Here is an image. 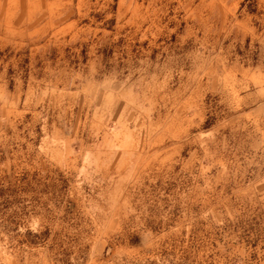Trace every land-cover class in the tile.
Returning a JSON list of instances; mask_svg holds the SVG:
<instances>
[{"label": "rangeland", "instance_id": "rangeland-1", "mask_svg": "<svg viewBox=\"0 0 264 264\" xmlns=\"http://www.w3.org/2000/svg\"><path fill=\"white\" fill-rule=\"evenodd\" d=\"M0 264H264V0H0Z\"/></svg>", "mask_w": 264, "mask_h": 264}, {"label": "trees", "instance_id": "trees-1", "mask_svg": "<svg viewBox=\"0 0 264 264\" xmlns=\"http://www.w3.org/2000/svg\"><path fill=\"white\" fill-rule=\"evenodd\" d=\"M1 191V190H0Z\"/></svg>", "mask_w": 264, "mask_h": 264}]
</instances>
